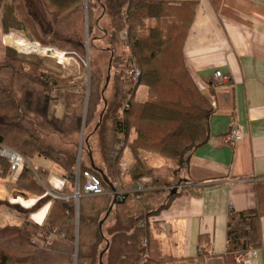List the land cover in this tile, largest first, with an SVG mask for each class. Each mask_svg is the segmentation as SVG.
Instances as JSON below:
<instances>
[{"label":"trees","instance_id":"16d2710c","mask_svg":"<svg viewBox=\"0 0 264 264\" xmlns=\"http://www.w3.org/2000/svg\"><path fill=\"white\" fill-rule=\"evenodd\" d=\"M11 1L0 0L4 11L1 23L5 32L12 27L23 28L24 22L31 20L30 15L20 9L23 0L17 1L16 6ZM42 1L53 16L81 10L85 6L84 0ZM96 7L97 2L87 0L89 23ZM101 8L107 10L105 13H108L113 22H117L108 34L106 47L110 54L107 75L109 80L111 69L114 70L112 79L115 102L110 105L113 115L105 111L100 121L106 123L105 127L100 128L104 169H97L94 161L90 166L83 165L81 155L80 161L77 157L75 164V157L67 152H63L67 159L58 162L51 157L54 150L49 146L46 149H50L51 153L48 154L36 150V138L31 132L36 125L27 117L34 114L42 118L48 127L61 131L62 104L56 102L61 98L58 93H64V87L60 83L70 79L71 75L64 77L63 74L45 67L41 56L27 59L9 47L5 48L4 60H0V144L15 151L20 150L18 152L32 162V166L25 163L21 174L13 182L20 190L39 197L46 196L41 182L48 183L45 178L47 173L39 171L40 165L36 166L39 164L36 159L40 156L55 165L63 163L62 167H66L65 171L69 172L65 184L69 177L73 184L79 169L82 179L81 193L86 182L85 172L99 177L105 190L112 188L116 181L120 184L125 181L133 186L142 177H148L150 181L145 184L144 191H132L125 200H115L112 209L115 208L118 214L115 218L118 229L112 231L113 241L106 239L104 254L112 250L107 264H174L178 259L163 254L161 240L156 236L160 228L158 217L161 211L179 193L175 188L176 190L169 189L168 195H165L166 186L184 182L182 172L188 167L193 152L209 139V118L214 111L210 98L212 92L207 87L200 88L183 58V47L193 21L196 3L171 0H105ZM122 30L126 31L124 37ZM103 33L106 37L107 32ZM96 39L97 37L91 39V47ZM42 46L48 45L43 42ZM79 47L83 49L82 45ZM62 49L68 56L75 57L79 64L84 62L82 52ZM133 66L141 71L140 79L135 84L130 82L127 73ZM24 67L35 68L36 77L22 75L21 69ZM23 78L34 80L31 84L37 82L41 87L38 95L24 89ZM94 85L96 86V76L94 77L92 71L89 107L94 96L98 98L97 102L99 100ZM141 85L145 86L147 92L144 100L135 98L136 90ZM121 143L123 146H120ZM33 152L38 156L34 160V155L31 156ZM128 155V169L122 175L120 162L128 158ZM9 169L7 159L0 156V177L5 178ZM138 194L140 198L137 199ZM163 196L164 200L158 201V197ZM84 197H81L79 205L78 228L72 219L75 215L72 198L54 199L42 226L23 221L16 227L0 228V264H45L49 255L33 244L31 239L39 237L45 243L53 234L55 245L64 244L66 249L73 251L77 231L79 252L75 264H87V261L94 264L97 254L82 253L86 247L82 232L87 227L98 238L104 237V234L99 229V216L95 215V219L94 215L87 214L89 198ZM98 199L104 201L106 197ZM112 203L113 201L111 204L107 202L99 215L108 211ZM0 204H4V201H0ZM262 216L264 189L259 193V208L229 214L226 235L228 252L256 249L262 245ZM56 234H64L65 239L55 238ZM76 241L78 243V239ZM114 241L117 243L115 248L112 247ZM67 259V263L54 264L71 263L70 258ZM98 263L100 264V258ZM228 264L236 263L232 260Z\"/></svg>","mask_w":264,"mask_h":264},{"label":"crops","instance_id":"0c3cea01","mask_svg":"<svg viewBox=\"0 0 264 264\" xmlns=\"http://www.w3.org/2000/svg\"><path fill=\"white\" fill-rule=\"evenodd\" d=\"M171 1L196 3L183 58L201 88L212 92L214 111L209 139L193 152L179 193L158 217L156 236L163 254L178 259L174 264H228V216L259 208L264 189V0ZM217 70L224 79L215 77ZM234 127L242 138L226 141ZM260 222L262 245L253 264H264V216Z\"/></svg>","mask_w":264,"mask_h":264},{"label":"rangeland","instance_id":"374dc122","mask_svg":"<svg viewBox=\"0 0 264 264\" xmlns=\"http://www.w3.org/2000/svg\"><path fill=\"white\" fill-rule=\"evenodd\" d=\"M17 1L22 0H12L11 2H13L14 5H18ZM93 1L97 2V7L96 9H94L89 23V16L87 13V0H84L85 6L84 8H81V10L77 9L66 14H60L61 16H53L49 12V10L45 8L42 0H23L20 9L23 12L28 13L31 20L28 22L25 21L23 24V28L12 27L7 32H5L2 27L1 21L4 11L3 7L0 4V60H4L5 48L9 47L17 52L20 56H23L27 59H34L38 56H41L43 57V63L45 67L55 69V71L63 74L64 77H68L69 75H71L70 79H66L65 81L60 83V85L64 87L62 88L64 93L61 91L58 93L61 98H58L56 102H60L62 104V132L48 127V125L44 120H42V118L37 117L34 114H29L27 117L29 120L34 121L36 125V127H34V131H31L36 138L35 144L36 146H38L36 150H40L41 152L47 154L51 153V150H54L51 157L58 162L59 160L67 159V156L63 155V152H67L69 155H73L75 157V164L77 161V157L80 161L81 155L82 164L90 166L92 158L97 169H102L103 156L101 157L102 138L100 136V128L105 127L106 123H101L100 121L102 120V116L104 115L105 111L110 114L112 113L110 112V105L115 102L114 80L112 79L114 70L111 69V77L109 82H107L106 78L108 75L110 54L107 52H103L102 47H108V34L114 28V24L117 25V22H113V19L110 18L108 13H105L107 10H102L101 7L102 4L105 3V0ZM90 29L92 31H90ZM103 32H107L106 37L104 36ZM93 37H97V39H101V41L99 43L97 42L98 40H95V43H92L91 47L90 41ZM28 39L32 42H37L38 44H40V46H42L44 42L45 45H48L42 46L43 49H47L46 52H34L36 54L33 55L19 52L20 48L15 46L14 41L17 40L18 42L20 40V42H25V40ZM79 45H82L83 49H81ZM50 48L58 51L64 50L62 48H68L72 52H82V58L84 59V62H80L79 64L75 57H71L70 55L68 56L67 54L64 55L65 51H61L64 58H58L52 55H48L47 51ZM92 71L94 72V77L96 76V86L94 85V89L99 95V100L97 102L98 98H95V96L93 95L94 98L89 107L88 100L90 98L91 91L90 88ZM36 73L37 71L35 68L29 69L28 67H24L23 69H21L22 75H27L32 78L36 77ZM22 82L25 84L24 89L30 90L33 95H38L39 91H41V87H39L36 81L35 82L37 85L31 84V82L34 83V80L23 78ZM24 89L23 92L25 91ZM95 90L94 94H96ZM146 93L147 92L145 86L141 85L136 90L135 98H137L138 100H144L146 98ZM95 99L96 103H94ZM106 118L107 116H105L104 118L105 121ZM57 123L59 122H56V124ZM48 146L52 147V149H46ZM35 153L36 152H33L31 154V156L34 155V157H32V160L38 158ZM41 158L43 157L40 156V158L38 159L41 160ZM38 159L36 160L38 161ZM27 163L32 166V162L29 159H27ZM36 166L40 167L39 171L47 173L45 178L47 179L48 183L41 182V185L44 187V190L46 192V196L42 195L39 197L37 195H33L26 191L20 190L17 186H15L13 178L9 177L8 174L7 176H5V178L0 177V201H4V204H0V228L16 227L18 225H21L23 221L37 223L38 226H42L43 222L47 218V213H49V206L51 207V205L53 204V200L58 198L67 200L69 198H72L75 207V215L72 219L74 225L76 226V228H78L80 217L79 205L81 202V197L83 196H85L84 198H89V200H87V203L89 204L87 207V214L94 215L95 219V215L99 216V224L100 221L105 217L107 212L103 211L101 215H99V211L103 208V206H105L107 202L108 204H111L114 198L116 201H123L126 199L127 195H129L130 192L137 191L135 190V188L138 187V184L143 178L145 179L146 183L150 181L148 177H142L133 186H130L125 181H123L121 184L116 181L117 183L115 182L114 189L116 190L117 194H119L117 196H115V194L113 193V188H107L103 193L106 196H102L103 194H100V196H92L91 194H86L82 191V195L76 198L74 197L78 189L76 186V181H78L79 184L82 183V179H80V176H75L73 184L71 182V177H69L68 183L65 184L62 189H58L54 187V185L58 183V179L65 178L66 180L69 173L65 171L66 167H62L63 163L61 162L59 165H55V163L43 161L39 164H36ZM76 172L79 173V170H77ZM182 183L183 182H178L176 184L166 186L167 191L165 192V195H168L169 189H178L179 185H181ZM101 197H106V200L101 201L100 199H98ZM154 197L155 196H151V198L156 199ZM138 198H140L139 194L137 195V199ZM159 198L160 197H158V201L164 200L165 197L163 196L160 199ZM25 210H27V212H25ZM117 215V211L115 210V208H113L109 216L102 224V232L104 234V237L102 238H98L97 235L93 234L92 230L87 227L82 232V240L86 245L82 253L97 254V260L94 264H99L98 261L100 255L105 250L104 248L106 246V239L109 240V242L110 240H114V237L112 238V231L118 229L115 220ZM160 234L166 241V238H168V234L164 232H161ZM53 237V234H51L47 239V242L45 243L39 237H33L31 239L33 244L42 248L44 251H46V254L49 255V257L46 259L47 262H45V264H52V262L53 264L55 262L67 263V261L69 260L67 259L68 257L70 258L71 262L69 264H75V259L77 258L79 252V231H77V234L75 233V247L73 251L66 249L64 244L60 245L57 243L55 245L53 243ZM55 238L65 239V235L56 234ZM76 238L78 239V243L76 241ZM116 244L117 243L114 241L112 243V247L114 246L115 248ZM111 256L112 250H109L105 254H103L102 259L104 261V264H107V261L110 260ZM87 264H90V261H87Z\"/></svg>","mask_w":264,"mask_h":264},{"label":"built area","instance_id":"2783aa9c","mask_svg":"<svg viewBox=\"0 0 264 264\" xmlns=\"http://www.w3.org/2000/svg\"><path fill=\"white\" fill-rule=\"evenodd\" d=\"M121 34L123 37L126 36V31H122ZM14 44L16 47L20 48L19 52H23L26 54H32L34 52H39V51L46 52L47 50V49H43V47L40 46V44H38L37 42H32L29 39L25 40V42H23L20 45L17 43V40H15ZM65 54L66 53H64V55ZM127 73H128V78L130 82L135 84L139 81L141 71L138 67L133 66L129 68ZM215 77L219 79L225 78V76L220 70L215 71ZM242 136H243V132L241 131V129H239L238 127H234L233 129H231L229 133H227L225 139L226 141H229V142H236L237 140L241 139ZM120 146H123V143H121ZM110 154L113 155L114 153H110ZM0 156L6 158L7 161L9 162L10 169H9L8 176L13 179L18 178L25 166V163L27 162V159L20 152L12 150L11 148H8L1 144H0ZM128 165H129L128 158H124L120 162V168H121L122 174L126 173L128 169ZM77 176H79V173L77 174ZM85 176H86V182L84 184V190H83L84 193L91 194V195H100L105 192V189L99 177L89 172H85ZM65 183H66L65 178L58 179V183L54 185V187L58 189H62ZM145 184H146V181L143 178L141 182L138 184V187L135 188V190L137 191L144 190ZM76 186L78 189L74 197L78 198L80 197V195H82L80 191L81 190L80 184L78 183V181H76ZM113 193L115 194V196L119 195L117 194L115 189ZM257 251L258 249H249V250H244V251L232 252L231 255H232L233 261H235L236 264H253V260L257 256Z\"/></svg>","mask_w":264,"mask_h":264},{"label":"water","instance_id":"95a60500","mask_svg":"<svg viewBox=\"0 0 264 264\" xmlns=\"http://www.w3.org/2000/svg\"><path fill=\"white\" fill-rule=\"evenodd\" d=\"M52 50H54V49H52V48L48 49L47 54H48V55H52ZM107 82H109V77L107 78ZM90 157H91V155H90ZM91 160H92L91 163L93 164V159L91 158ZM105 179L107 180V178H105ZM112 188L114 189V186H112ZM114 203H115V198H114V200H113L112 205L110 206V208H109L108 211L106 212L105 217H104V218L100 221V223H99V229H100L101 232H102V224H103V222L105 221V219L109 216V214H110V212H111V210H112V207H113ZM105 251H106V249L104 250V252H105ZM104 252L100 255V264H103L102 256H103Z\"/></svg>","mask_w":264,"mask_h":264},{"label":"bare ground","instance_id":"6f19581e","mask_svg":"<svg viewBox=\"0 0 264 264\" xmlns=\"http://www.w3.org/2000/svg\"><path fill=\"white\" fill-rule=\"evenodd\" d=\"M23 41V40H22ZM19 45L22 44L23 42H20V40L17 42ZM52 56L58 57V58H62L63 57V53L61 51L58 50H52ZM64 58V57H63ZM34 215V214H33ZM37 220V219H36ZM39 222V221H38Z\"/></svg>","mask_w":264,"mask_h":264}]
</instances>
